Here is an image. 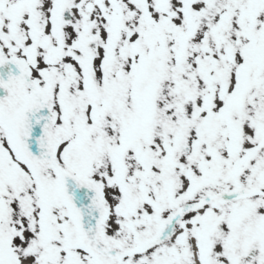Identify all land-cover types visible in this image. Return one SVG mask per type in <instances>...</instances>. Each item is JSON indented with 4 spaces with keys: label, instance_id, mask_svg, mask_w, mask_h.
I'll return each instance as SVG.
<instances>
[{
    "label": "snow or ice",
    "instance_id": "snow-or-ice-1",
    "mask_svg": "<svg viewBox=\"0 0 264 264\" xmlns=\"http://www.w3.org/2000/svg\"><path fill=\"white\" fill-rule=\"evenodd\" d=\"M0 264H264V0H0Z\"/></svg>",
    "mask_w": 264,
    "mask_h": 264
}]
</instances>
